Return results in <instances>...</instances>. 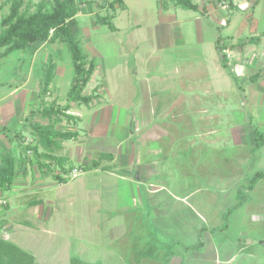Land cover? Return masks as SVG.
I'll return each mask as SVG.
<instances>
[{"label": "crops", "instance_id": "crops-1", "mask_svg": "<svg viewBox=\"0 0 264 264\" xmlns=\"http://www.w3.org/2000/svg\"><path fill=\"white\" fill-rule=\"evenodd\" d=\"M77 1L82 5L78 7V20L81 15L100 16V11H108L101 0ZM227 1L233 3L229 10L223 9L219 0H202L201 4L193 1L205 8L200 12L183 9L174 0H124L125 9L118 10L111 22L115 30L101 20L106 26L101 35L106 47H100L101 51L91 49V55L83 50L86 60L95 62V72L83 95H93L94 100L88 105L74 103L86 108H70L76 113L70 121L61 117L57 123L46 119L47 123L37 124L52 123L58 132H63L66 119L69 129L64 131L78 135L72 140L90 137L113 147L102 145L87 150L84 140V150L64 152L59 148L65 139L47 143L36 136L32 146L30 139L6 137V148L0 145V169L4 166V152L14 156L15 169L10 188L0 189V200L7 201L0 206L1 239L32 254L36 264H63L61 253L68 264L72 257L84 261L91 254L97 262L111 264L116 258L114 252L123 253V260L117 259V264H172L173 254L161 256L155 245L157 239L152 237L159 232L173 234L172 218L157 212L158 196L161 203L172 196L173 176L168 162L178 154L179 166L182 162L187 166L182 177L200 185L197 193H202L209 173L206 163L210 150L219 156L221 146L227 142L220 138V121L206 122L211 117L219 120L221 110L226 109L224 98L229 93L220 89L219 80L232 76L242 80L241 85L250 82L264 93L263 82L259 85L264 80V22L256 28L257 43H244L252 38L248 37L240 46L231 47L236 44L225 42L223 37L232 33H223L222 28L229 27L228 12L237 9L239 1ZM249 1L254 2L253 6L260 2ZM82 32L81 27V45ZM225 43L232 57L227 63L220 52ZM108 51L115 52L116 61L105 59ZM255 75L257 79L252 81ZM82 122L85 126L79 128ZM28 146L37 147V153ZM252 149L227 157L225 160H230L233 168L225 173L218 169L214 174L218 178L211 183L214 198L220 204L229 200L227 209L220 212L214 205L218 213L213 217L196 211L198 220L191 222L189 232L182 237L165 235V243L183 244L185 248L186 254L176 264H185L186 257L188 264H264V225L260 231L261 222L254 218L264 213L263 202L238 214L259 189L256 185L248 191L246 202L236 208L239 189L247 182L239 188H232L231 182L250 176ZM104 154L113 158L103 160ZM55 157L66 161L61 166L50 163V158ZM99 159L98 167H90ZM215 160L220 165L227 164L219 157ZM190 163L196 165L198 173L191 170ZM84 168L82 175L71 178L74 169ZM192 193L176 198L189 207L188 196ZM200 205L204 207V202ZM260 218L264 221V215ZM239 227H243L242 231H238ZM56 259L61 261L55 263Z\"/></svg>", "mask_w": 264, "mask_h": 264}, {"label": "rangeland", "instance_id": "rangeland-1", "mask_svg": "<svg viewBox=\"0 0 264 264\" xmlns=\"http://www.w3.org/2000/svg\"><path fill=\"white\" fill-rule=\"evenodd\" d=\"M6 1L8 0H0V4ZM11 1L12 0L8 1L9 3H7V5H5V7L0 11V34L6 30V27H4L2 24V21L10 13ZM22 1V11L34 13L36 12L38 6L44 0ZM193 1H198V3L200 4L202 3V0ZM238 1L240 3L243 0ZM100 2L102 3L103 1L101 0ZM79 7L81 8L82 5L79 4ZM104 12L101 13L100 11V14H98L100 16L88 17L85 15H81L78 20L80 27H82L83 29L82 49L87 55L88 53L91 55L90 51L93 48L100 49L101 51L100 47H106L104 45V38L101 36L103 34V31L106 30V26L102 23L101 20H103L104 17L108 15L107 10H105ZM228 20H231V23L228 28H222L223 30H225L223 33L231 31L232 35L224 36L223 40L225 42L231 44L233 42L237 45L240 42L246 41L248 37H256V35H258L256 32V28L261 27L262 23L264 22V0H260V2L254 8L250 7L246 11H242L239 8L234 9L231 13L228 12ZM91 22L94 23L92 24ZM234 51L236 52V50ZM4 52L5 51H3L2 53ZM105 59L108 62H110L111 60L116 61L117 56L115 52H110L105 54ZM258 59L260 60L259 56ZM52 63L56 65V70L54 81L50 86L51 93L50 95H47L42 99L41 92L44 85L43 82L45 70ZM248 67L250 68V65ZM259 67L262 68V64H260ZM74 78L75 71L72 64L71 53L66 45L59 42L45 44L34 55H30L28 51H17L7 56L5 55L4 57L0 56V129L6 127L14 133L16 131H21L22 136L25 139H30V141L32 142V146L35 145L37 137L34 134L30 124H41L45 122L47 123V120L42 119L38 116L27 122L25 118L31 111L30 109L36 110L45 105L49 106L52 103H54L55 106H65L66 104H68V94L71 91ZM97 79L99 81L101 80L99 74L97 75ZM238 80L234 79L232 76L221 78L219 80L218 86L220 87V89H223V91H227L226 93H229L224 98L226 109L221 110V117L219 120H217V118L215 117L206 119V122H221L220 125L222 127V132L220 138H222V140H226L227 142L223 144V146H221L222 148L219 156L213 155L210 150V153L208 155L210 157L207 158L209 161L208 163H206V170H209L210 174L206 173L204 183L205 190H201L202 193L198 194L197 188H199L200 185L191 184V179L186 180L184 179V177H182L186 173L187 166L185 162H182L179 166L178 160H180V157L178 154H175L174 158L168 162V168L171 170L170 175L173 176V184L170 186L172 196L171 198L167 196L165 202L163 203H161V196H158V201L160 204L158 206L157 212L158 214H165L164 217L167 219L172 218V224L174 225L172 231L173 234H171V232H167L166 234L159 232V234H154L152 237L154 239H157L155 245H157L158 252L159 250H161V256H168L173 254L172 264H176L179 260L181 262L182 258L186 254L185 248L183 244L181 246L172 245L167 244L162 240L166 236L182 237L183 233L189 232L188 230L191 222H195V220H198V213L203 214L205 217H209L212 215L214 216V214L218 213L214 210V205H217L218 208H220V212H223L229 207V200L225 204H220V202L217 203L216 199L214 198L211 183L212 181H214L213 184L216 183V180L218 179L214 174L217 173L218 169H221V171L225 173V171L228 172L231 168H233V166L230 165L232 162L228 163V161L230 160H225L227 157H237L242 154V150L254 147L255 135L253 130L255 127H257L260 132L264 134V93H261V91L257 89L258 87L255 88L252 83L245 82L241 85L240 83H243V81ZM262 82L264 84V80H262L259 85H262ZM232 85H234V87ZM89 93L90 91L86 89V94ZM70 106L74 111H84V108H86L84 105L82 106L80 104L74 103H71ZM69 112L71 114H76L71 111ZM68 124V121H66L65 119V123L62 126L61 130H68ZM84 126V122L79 124V128H83ZM207 132L208 131H206V133ZM2 134L3 132L0 131L1 136ZM11 135L13 136V134ZM11 135L9 136V139L11 138ZM84 140H87L88 143L87 150L94 149L96 146H99L100 148V146L102 145L106 146L107 149L113 147V144L111 143L106 145V143H103L98 139L84 137L82 139H79L78 141L62 140L63 142H61L64 143V145H62L59 149L64 150V152L74 149L79 153L80 148L84 150V148L86 147L83 143ZM6 142V137L0 138V145H3L2 148H6ZM2 150L3 149H0V151ZM12 152L14 153L15 150H12ZM251 155V167L249 168L251 172L249 173V178H252L257 171L264 172V149L257 151L256 153L252 152ZM218 157L223 162H227V164L221 163L220 165L217 162H213L217 161L215 159H217ZM232 158L231 160H233ZM190 159H192V157H190L189 160ZM85 163L87 162L85 161ZM233 165L235 164L233 163ZM189 167L194 171V173H198L195 164L190 163ZM236 170L240 171V168L238 167L236 168ZM243 172L247 173L245 170H243ZM244 179L239 178L238 182H234V180L231 179V182L233 181L234 183L232 185V188L241 187L243 185V182L246 181ZM198 181L201 180L198 179ZM225 181L228 180L226 179ZM180 185L183 186L182 189L179 188ZM256 189H259V191H257L256 195L252 197V201H249V204L247 203V207L241 208L238 214L244 213L251 207H258L262 202V206H264V178L259 181ZM190 193H192V196H188L189 207L185 205L184 202L182 203L181 199L178 200L176 198L186 197ZM209 193H212V195H210ZM259 198H261L262 201ZM198 200L201 203L204 202V207L200 205V202L198 203ZM221 201L223 200L221 199ZM262 215H264V213L254 216L255 219H258L257 222H261L259 224L261 227L260 231L263 230L262 226L264 225V221H262V218H260V216ZM181 224L186 225V227H181ZM242 228L243 227H239L238 231H242ZM41 237H43V235ZM114 255L116 258L111 260V264L119 263L117 259L123 260L122 252H114ZM64 257V253H61L59 256V258H63L61 259L63 264H68V261L65 260ZM83 259L88 264L105 263L103 261L97 262L96 260H94V254H91V260L88 258ZM61 260L56 259L55 263H57V261L60 262ZM188 263L189 259L187 260L186 257L185 264Z\"/></svg>", "mask_w": 264, "mask_h": 264}, {"label": "trees", "instance_id": "trees-1", "mask_svg": "<svg viewBox=\"0 0 264 264\" xmlns=\"http://www.w3.org/2000/svg\"><path fill=\"white\" fill-rule=\"evenodd\" d=\"M10 1V0H8ZM8 1L0 4V11L9 3ZM103 6L108 8V15L104 17L103 21L109 26L111 30H115L112 25V20L115 18L118 10L125 9L124 0H102ZM223 1V0H219ZM259 0H255V4ZM175 4L183 9L200 11L205 10L202 6L195 4L193 0H174ZM230 8L232 2H229ZM23 1L22 0H12L10 13L6 16L2 24L6 27V30L0 34V56L12 54L17 51H28L30 55L37 53L45 44L59 42L66 45L71 53L72 64L75 71V78L72 83L71 91L68 94L69 103L65 106H55L52 103L49 106H43L36 110H31L26 117V121L29 122L31 119L37 116L42 119L54 121L55 123L61 120V117H68L69 121L74 119L76 116L72 114H67L69 112L71 103H81L88 105L94 100L93 95H83L84 88L89 83L92 75L95 72V62L94 60H86L85 54L82 49L80 34L81 27L77 19L78 15V1L77 0H44L37 8L36 12L28 13L22 11ZM239 9V5L235 6ZM255 6H253L254 8ZM258 37H252L244 43H257ZM222 38L219 39V42ZM241 44L232 45L231 47H237ZM226 43L220 47V52L222 53L224 61H229L225 50L229 49ZM5 51L4 53H2ZM56 65L50 64L45 70L44 74V85L41 92L43 97L50 95V86L55 78ZM252 81H256L257 76H253ZM44 104V103H43ZM252 121V120H251ZM33 132L41 140L47 143H53L55 139H65L72 140L77 138V133L73 131H63L58 132L55 129L54 124H49L42 126L40 124H30ZM3 136L8 137L13 134L12 139L23 140L24 137L21 131H16L13 133L10 129L6 127L1 128ZM255 145L252 149L253 153H256L261 148L264 147V134L255 127ZM5 132V133H4ZM33 153H37V147H26ZM4 166L0 169V189H9L13 183L14 169H15V158L8 152H4L3 155ZM113 156L111 154H104L101 156L103 160H111ZM50 163H55L58 165H63L66 159L64 158H50ZM99 160L92 161L90 167L96 168L99 166ZM54 164V165H55ZM83 172L86 168L81 169ZM58 178V177H57ZM246 178L247 185L242 186L238 192L239 203L236 206L240 207L247 200V192L255 188L257 183L264 178V172L258 171L254 174L252 178ZM235 209V208H234ZM203 243H200V247ZM0 264H36L35 257L19 248L13 242L0 238ZM70 264H88L87 262L81 260L78 257H72Z\"/></svg>", "mask_w": 264, "mask_h": 264}, {"label": "built area", "instance_id": "built-area-1", "mask_svg": "<svg viewBox=\"0 0 264 264\" xmlns=\"http://www.w3.org/2000/svg\"><path fill=\"white\" fill-rule=\"evenodd\" d=\"M229 1L227 0H223V1H220V6L225 9V10H229L230 9V5H229ZM227 50H225V53L228 57V59H232L231 57V54L229 52H226ZM240 76V75H239ZM67 114H71L70 112H67ZM72 115H75V114H72ZM78 115V114H77ZM84 172L83 170L81 169H74L71 173L72 177L71 178H77L78 176L82 175ZM7 204V201L6 200H0V206H3Z\"/></svg>", "mask_w": 264, "mask_h": 264}, {"label": "water", "instance_id": "water-1", "mask_svg": "<svg viewBox=\"0 0 264 264\" xmlns=\"http://www.w3.org/2000/svg\"><path fill=\"white\" fill-rule=\"evenodd\" d=\"M254 5V2H250L248 0H243L242 2L239 3V8L242 11H246L247 9H249L250 7H252Z\"/></svg>", "mask_w": 264, "mask_h": 264}]
</instances>
